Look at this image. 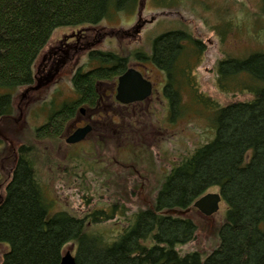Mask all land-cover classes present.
I'll list each match as a JSON object with an SVG mask.
<instances>
[{"label":"trees","instance_id":"obj_1","mask_svg":"<svg viewBox=\"0 0 264 264\" xmlns=\"http://www.w3.org/2000/svg\"><path fill=\"white\" fill-rule=\"evenodd\" d=\"M139 1L0 0V120L12 108L11 92L35 83L34 66L55 30L81 25L91 29L114 13L133 12ZM151 43L149 57L142 52L135 55L150 58L165 75L162 92L172 122L193 112L196 102L208 103L214 110L213 139L170 170L154 208L135 214L113 236L88 232V225L112 221L114 210L111 216L105 210L85 217L65 211L53 214L35 161L28 156L34 149L22 146L0 205V243L10 246L1 264H60L72 255L64 252L69 244L74 245L76 264H264V52L219 62L220 90L251 95L249 101L221 107L198 94L193 72L205 50L201 41L180 28L158 35ZM89 56L102 69L77 72L73 82L82 95L79 101L93 106L98 95L95 78L123 74L132 55L120 58L93 50ZM185 92L192 96V103L184 102ZM56 120L52 116L42 127L48 137L60 134ZM212 188L228 205L221 242L205 258L199 252L183 254L178 246L190 244L197 227L190 219L163 213L188 210Z\"/></svg>","mask_w":264,"mask_h":264},{"label":"rangeland","instance_id":"obj_2","mask_svg":"<svg viewBox=\"0 0 264 264\" xmlns=\"http://www.w3.org/2000/svg\"><path fill=\"white\" fill-rule=\"evenodd\" d=\"M164 2L140 0L133 12L114 13L91 29L81 25L54 31L34 66L35 83L11 92L12 108L0 120V205L25 145L34 149L37 177L52 203L53 214L65 211L85 217L105 210L111 216L114 210L112 221L90 222L88 232L119 234L135 214L154 208L170 170L214 137V110L203 101L196 102L193 112L172 122L162 92L165 75L150 58L136 57L137 52L149 57L151 42L160 34L181 28L204 45L193 72L198 94L221 107L249 101L250 94L222 92L216 71L225 58L264 52V0ZM93 50L120 58L132 55L127 70H140L153 86L150 97L129 105L116 99L119 78L127 71L105 80L95 78V112L89 111V104L79 101L82 95L75 88L73 76L102 69L101 63L90 61L89 52ZM183 96L185 103L193 102L189 93ZM67 103L73 106L66 109ZM52 116L60 124V134L48 137L42 127ZM86 126H91V134L85 141L76 145L66 142ZM209 193L219 194L217 188ZM227 212L228 205L221 199L219 211L210 217L203 216L194 204L188 210L163 214L172 213L195 224V239L177 249L183 254L199 252L205 258L221 242ZM9 249L7 243H0V264ZM66 251L73 255L74 245L66 246Z\"/></svg>","mask_w":264,"mask_h":264},{"label":"water","instance_id":"obj_3","mask_svg":"<svg viewBox=\"0 0 264 264\" xmlns=\"http://www.w3.org/2000/svg\"><path fill=\"white\" fill-rule=\"evenodd\" d=\"M117 88L116 99L125 105L147 100L153 91L151 83L141 73H137L133 69L127 70L125 74L120 76ZM90 132L91 126L78 129L72 136L67 138L66 142L71 145L81 143L91 134ZM221 199V194L209 193L195 202L194 207L202 215L210 217L219 211ZM60 264H76L75 257L73 255L65 256Z\"/></svg>","mask_w":264,"mask_h":264},{"label":"bare ground","instance_id":"obj_4","mask_svg":"<svg viewBox=\"0 0 264 264\" xmlns=\"http://www.w3.org/2000/svg\"><path fill=\"white\" fill-rule=\"evenodd\" d=\"M85 26H86V27H90L89 25H85ZM91 27H92V26H91ZM66 56H67V55H66ZM133 70H134L135 72H137V73H138V72L141 73L140 70H136V69H133ZM90 106H91V105H90ZM72 134H73V133H72ZM24 146H25V145H24ZM33 155H34V152H33V151H32V153H29V154H28L29 158H31V159H32V156H33Z\"/></svg>","mask_w":264,"mask_h":264},{"label":"flooded vegetation","instance_id":"obj_5","mask_svg":"<svg viewBox=\"0 0 264 264\" xmlns=\"http://www.w3.org/2000/svg\"><path fill=\"white\" fill-rule=\"evenodd\" d=\"M88 107H89V109H90L89 111H92L93 109H95L93 106H90V104H89ZM92 112H95V110H93ZM84 115H85V113H84ZM101 117H102V116H101ZM102 118H103V117H102ZM80 119H81V122H82V123H85V119H83V118H80Z\"/></svg>","mask_w":264,"mask_h":264}]
</instances>
